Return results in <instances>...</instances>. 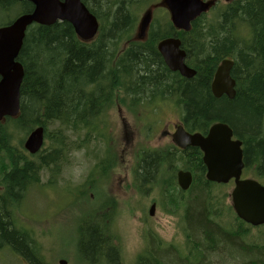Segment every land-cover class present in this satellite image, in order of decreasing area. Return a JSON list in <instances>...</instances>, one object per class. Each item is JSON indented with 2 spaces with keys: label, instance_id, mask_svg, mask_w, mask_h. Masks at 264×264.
<instances>
[{
  "label": "trees",
  "instance_id": "obj_1",
  "mask_svg": "<svg viewBox=\"0 0 264 264\" xmlns=\"http://www.w3.org/2000/svg\"><path fill=\"white\" fill-rule=\"evenodd\" d=\"M120 1L112 19L105 23L108 1L82 0L90 13L104 23L92 44H82L65 22L48 27L34 25L24 39L19 55L25 67L21 114L0 125V168L8 170L0 178V187L4 189L0 196V250L9 246L29 264L47 263L25 234L14 228L8 210L14 204L12 199H19L31 186L39 184L40 171L56 174L64 154L106 139L101 127L107 124L104 115L110 108L106 105L109 99H116L118 105L130 112L139 104L151 103L154 96L165 103L177 102L183 109L182 121L190 131L206 130L214 122L229 125L243 145L244 171L255 168L257 177L264 179V0L232 5L216 18V26L202 15L187 33L176 32L170 23L162 24L155 18L148 41L132 42L121 52L117 44L122 36L123 41H131L138 19L134 9L145 0H132L130 7L127 0ZM14 5L18 6V15L32 10L26 2L0 0L2 12ZM240 22L250 26V40L242 41L237 35L235 26ZM168 37L181 40L186 64L196 71L194 78L183 79L163 64L156 42ZM228 57L234 60L235 97L215 99L210 91L213 74L219 62ZM56 121L70 122L71 131L79 140H72L68 150L61 149L70 141L63 133L67 129L50 137L54 148L34 156L28 155L20 141L13 139L17 131L28 133ZM181 156L196 170L194 183L186 200L178 198L175 190L170 193L171 202L162 193L167 201L164 210L182 216L186 242L194 250L190 252L196 253L195 260L190 261L187 253L181 256L157 242L158 248L147 245L135 264H264V225L252 228L243 224L233 215L231 207L224 204L228 199L225 193L211 195L210 188L217 185L203 180L204 166L198 150L187 149ZM158 165L159 158L154 153L144 152L134 166L135 182L142 187L154 182ZM115 166L114 159L100 158L87 183L96 174L100 181L104 180ZM96 199L81 206L90 209ZM98 202L100 205L102 200L98 198ZM103 208L98 206L93 217L98 224L81 226L77 251L88 264H121L117 249L105 234L107 214L102 212ZM253 230L255 235L250 239ZM148 238L154 240L150 233ZM54 256L53 263L61 258L58 254ZM213 259L219 262L214 263Z\"/></svg>",
  "mask_w": 264,
  "mask_h": 264
},
{
  "label": "rangeland",
  "instance_id": "obj_2",
  "mask_svg": "<svg viewBox=\"0 0 264 264\" xmlns=\"http://www.w3.org/2000/svg\"><path fill=\"white\" fill-rule=\"evenodd\" d=\"M107 1H108L107 5L110 7L108 8L109 14L107 15L106 22L104 21L105 23H108L112 19V16L115 10L117 9V7L114 5V3L111 0H107ZM127 1H128L127 4L128 7H130L134 2L132 0H127ZM17 7L14 5L8 11L0 12V24L10 21L12 18H14L19 13L18 10H16ZM142 13L143 11L137 13L138 19L140 18ZM163 14L164 13L162 10H158L156 12V15H163ZM109 15L111 17H109ZM244 20H246L245 17ZM244 23L245 22H243V25ZM243 25L239 26V34H240L239 38L250 40L251 33H249L248 35L247 30L240 29ZM236 27L237 25L235 26V29ZM146 106H150V105L146 104ZM161 106H162L161 112L157 114L154 118H152L151 122L147 126L149 128V131H147L148 136L146 140L142 139L141 135L138 133L139 129L135 127V120L139 122L140 117H136L135 119L134 115L130 113L126 114V111L123 110L122 117L125 118V123H126V127L124 129L121 123V119L116 111V107L114 108L110 107L108 111H106L104 115V119L107 121V124L110 126V131H111L108 136L109 137L108 141L112 144L111 151L113 153H111V155L113 158H116V165L118 166L116 170L117 172L114 175L110 174L108 176L110 181L107 184H104L103 188L100 190V195L102 198L109 195L108 199L110 201H114V197H115L114 191L116 190V192L118 193L117 196L119 198L132 199L130 198V196L133 194V192L124 189L125 186L129 184V174H130L129 155L127 154L130 151L135 150L137 145H143V143L150 145L149 141L153 136H156L157 140H159L158 129L162 127L165 123H168L167 121H173V120L178 121L181 113L180 109L175 108L174 103L172 104L161 103ZM175 109H176L175 113L171 112L172 110ZM58 130H60V128L57 126L56 123L50 122L48 124V135L52 136ZM27 134L28 133H26V131L25 132L17 131L14 134L13 139L15 142L19 141L20 139L24 140ZM69 138L74 140L73 136ZM76 141L78 142L79 140L77 139ZM155 144L156 141L151 142V145H155ZM166 144L168 145L169 142L166 141ZM49 148H51V141L47 140L43 150H49ZM101 149H102L101 146L96 147L94 145H89L87 148H84L82 151L80 150L77 152L70 153V155L68 156V161L65 163L63 160L61 162L62 165H60V170L58 169V174L56 175L57 177L56 180L58 183L57 185L49 186L52 180L49 176V173L44 172L40 175L39 185L31 186L27 190V193H24V195L19 199L17 198L12 199L13 203H15L16 205L17 204L21 205L19 209L14 210V215L16 216V218L19 219V221L20 220L26 221V223H30L31 225L32 223L46 224L45 228L40 229L39 234L41 236H46L50 238L49 243L47 240L41 239L42 241L41 246L43 247L44 260L46 261L47 264H56V261L53 263L54 257L50 258V256L57 255L63 251L65 241H67L70 235H76V236L80 235V230L82 225L83 226L96 225L99 223L95 218H93L97 213V207L99 203L98 196L95 203L91 206L90 209H84L80 204L76 203V197L78 196L79 191L75 189L77 186L78 187L84 186L85 176H88L93 166L98 162L100 158L98 155V151L99 153H101L100 152ZM133 167H134V162H133ZM3 172H7L5 171L4 166L0 168V178L2 175L1 173ZM244 174H246L245 171L243 172V175ZM166 181L169 182V179H167ZM230 189H231L230 186H228L227 188L224 187L213 188L212 192L213 194H215L216 191H220L222 193L225 192L228 199L224 201V204L229 205L230 199L228 197V193ZM91 194L92 193L90 191L85 192L87 199L83 201L84 203H86L89 200H92L90 199ZM170 195L171 194H169L168 196L169 201H170ZM188 195L189 194L187 192L184 194V197L187 198ZM66 204L76 205V211L77 213L80 214V222L75 221V216L74 214H72L73 211L70 207L66 215L65 214L63 215V211H61L54 218V220L47 219V216L53 217L54 211H58L63 205ZM109 209L110 206L106 205L102 209V212L108 213ZM120 210L122 211L121 225L125 227L124 230L125 235H124V241L121 242L117 241V245H119V247L121 248L122 254L125 258L124 263L134 264L137 254L142 250L141 242L143 240L142 239L143 233L141 232V230L145 222V219L143 217V207L137 208L134 211L132 210L131 213H129V208L121 207ZM103 215L104 214H102V216ZM150 221L152 222V229L158 235V237L163 241L167 243L172 242L176 244L182 242L183 240L182 235L178 232L175 218L166 216L164 214H159L158 212H156L155 217ZM65 223L68 227H63V228L60 227L56 229L57 225L62 226ZM23 225L27 226V224L24 223ZM19 227H23V226H19ZM250 232L252 233L251 236H249V238L251 239L254 237L255 232L254 230ZM105 234L114 237V234L110 229H107ZM29 243L31 244L30 241ZM148 245L151 247H153L154 245L155 247L158 248L156 238H154V240L149 238ZM183 246H185V242ZM50 247L54 248L53 249L54 254L51 253ZM167 248L172 249L174 252L178 253L176 248L174 247L168 246ZM163 250L166 249L163 248ZM65 254L68 255V258L72 257L73 261H76L78 259L82 260L81 255L77 256V254H71L69 251H65ZM187 255L190 261L195 260V255H196L195 252L189 253L187 251ZM60 256L61 258L66 259L64 256L62 255ZM22 259L23 258L17 254L13 255L8 252H3L2 254H0V264H22L21 262ZM67 260H68V264H71L69 259ZM213 261L214 263L219 262L216 259H213Z\"/></svg>",
  "mask_w": 264,
  "mask_h": 264
},
{
  "label": "water",
  "instance_id": "obj_3",
  "mask_svg": "<svg viewBox=\"0 0 264 264\" xmlns=\"http://www.w3.org/2000/svg\"><path fill=\"white\" fill-rule=\"evenodd\" d=\"M23 1V0H19ZM34 6L31 13L18 17L12 25L0 28V121L4 117H16L19 108V89L23 71L15 61L22 48L25 30L31 24L51 26L66 22L82 41L92 40L98 31L96 18L91 15L80 0H25ZM161 6L169 12L172 25L182 31H189L190 24L204 13L208 6L200 0H162ZM152 20V12H146L138 26V39L142 40ZM177 40L165 39L158 43L157 51L171 72H178L189 79L195 72L184 65L185 53L180 50ZM232 63L223 61L217 68L211 84L215 98L226 95L234 99V82L230 79ZM175 142L181 147H198L203 152V163L207 168V179L215 183H228L234 187L230 198L233 211L241 222L252 227L264 225V186L257 181L241 180L244 167L241 143L232 140V130L225 123L210 127L206 137L200 134H187L181 128L175 133ZM43 144V129L38 128L27 138L24 148L34 154ZM182 188L187 184L179 175ZM59 264H66L60 260Z\"/></svg>",
  "mask_w": 264,
  "mask_h": 264
},
{
  "label": "flooded vegetation",
  "instance_id": "obj_4",
  "mask_svg": "<svg viewBox=\"0 0 264 264\" xmlns=\"http://www.w3.org/2000/svg\"><path fill=\"white\" fill-rule=\"evenodd\" d=\"M26 193H27V191H26Z\"/></svg>",
  "mask_w": 264,
  "mask_h": 264
},
{
  "label": "bare ground",
  "instance_id": "obj_5",
  "mask_svg": "<svg viewBox=\"0 0 264 264\" xmlns=\"http://www.w3.org/2000/svg\"><path fill=\"white\" fill-rule=\"evenodd\" d=\"M34 252V251H33Z\"/></svg>",
  "mask_w": 264,
  "mask_h": 264
}]
</instances>
